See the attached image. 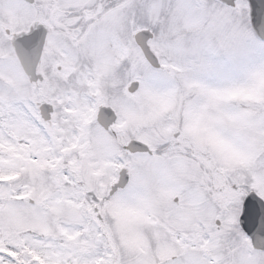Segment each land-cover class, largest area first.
<instances>
[{"label":"snow or ice","instance_id":"6c2138e0","mask_svg":"<svg viewBox=\"0 0 264 264\" xmlns=\"http://www.w3.org/2000/svg\"><path fill=\"white\" fill-rule=\"evenodd\" d=\"M0 264H264V0H0Z\"/></svg>","mask_w":264,"mask_h":264}]
</instances>
